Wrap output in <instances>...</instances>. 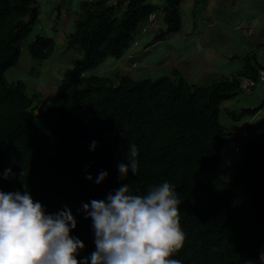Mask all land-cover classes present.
Instances as JSON below:
<instances>
[{"label":"trees","instance_id":"1","mask_svg":"<svg viewBox=\"0 0 264 264\" xmlns=\"http://www.w3.org/2000/svg\"><path fill=\"white\" fill-rule=\"evenodd\" d=\"M183 1L83 0L65 35L66 49L77 48L82 56L63 72L45 109L36 112L26 84L8 81L5 72L19 61L39 17L38 1L0 0V190L29 191L46 214L70 209L76 220L70 234L85 245L78 260L95 251L84 204L106 200L123 184L131 194L146 195L168 181L181 200L185 233L184 246L171 258L182 264H261L264 129L235 147L241 159L229 179L219 165L225 137L233 133L220 121L222 104L262 81L264 66L248 55L231 77L207 85L190 83L177 69L138 79L120 70L85 74L107 57H125L131 65L129 50L151 17L158 26L147 46L179 32ZM55 49V36L37 35L27 44L33 59H48ZM263 106L264 98L254 107L223 109L241 121ZM130 144L138 149L137 172L129 169L121 179L118 165L129 164ZM102 171L108 175L97 184Z\"/></svg>","mask_w":264,"mask_h":264},{"label":"clouds","instance_id":"2","mask_svg":"<svg viewBox=\"0 0 264 264\" xmlns=\"http://www.w3.org/2000/svg\"><path fill=\"white\" fill-rule=\"evenodd\" d=\"M137 155L136 145L130 144L129 164L118 165L121 179L129 169L136 174ZM10 173V168L5 170L4 178ZM107 175L102 171L96 183ZM180 203L176 187L165 181L146 195L131 194L123 184L106 200L84 204L92 220L95 251L78 260L85 245L70 234L76 228L70 209L46 214L29 191L0 190V264H182L171 258L185 242ZM259 259L264 264V251Z\"/></svg>","mask_w":264,"mask_h":264},{"label":"crops","instance_id":"3","mask_svg":"<svg viewBox=\"0 0 264 264\" xmlns=\"http://www.w3.org/2000/svg\"><path fill=\"white\" fill-rule=\"evenodd\" d=\"M73 1L77 3L76 15H78L83 0ZM201 2L206 5L205 8L212 6L209 11L210 17L206 18L209 21L208 27L200 30L201 32H196L195 23H191L190 20L188 21L189 28L187 26V29L182 32L179 42L168 43L163 40L147 46V42L154 35V29L158 26L156 18L151 17L150 28H144V31L140 33V38L137 39V45L129 50L134 57L131 65L124 57L122 62L121 59L117 62L114 60L111 70L116 71L122 67L123 70L130 71L138 64L142 65L144 70L147 67L150 72L158 69L159 72L164 73L166 70L177 69L190 83L207 85L222 76L231 77L242 67L243 58L248 55H253L252 63L258 62L264 66V56L261 57V54L264 55V0H192L191 3L195 6ZM219 2L223 3V8H219ZM60 4L55 0L50 2L49 10L51 14L53 10H57L56 18L61 17V26L68 29L77 16L72 19L68 13H63ZM49 20H52L51 16ZM213 28L215 37L205 38ZM68 30L70 32L73 28ZM192 33L197 37L193 38L191 43H187V38ZM144 37L147 39L142 42ZM63 47L66 48V46ZM239 61L242 62L241 65ZM235 67L238 69L234 71ZM200 73L204 76H200ZM261 80L255 92L264 94V77ZM242 120L243 130L245 128L252 130L259 128L260 130L264 127V106L255 115ZM241 134L246 133L242 131Z\"/></svg>","mask_w":264,"mask_h":264},{"label":"rangeland","instance_id":"4","mask_svg":"<svg viewBox=\"0 0 264 264\" xmlns=\"http://www.w3.org/2000/svg\"><path fill=\"white\" fill-rule=\"evenodd\" d=\"M38 8H39V18L35 23L32 31L27 35L23 42V46L21 48V55L17 65L10 67L5 72V78L8 81H15L21 79L26 84L27 94L30 96L32 106L36 107V112H41L45 109V107L49 104L50 98L53 95L56 87L58 86L60 80L62 79L63 72L72 66V63L75 59L80 58L82 56L81 52L77 48L66 49L63 46H66V34L69 33V30H72L74 23L68 29H64L61 26V17L58 19L57 10H53L52 14L49 10V3L54 0H37ZM56 3H61V10L63 13H68L72 19L78 15H76L78 9L76 8V4L73 0H55ZM59 1V2H58ZM151 3H160L161 0H149ZM192 0H184L181 4V13L184 19V24L180 32L175 34L167 35L165 41L168 43L179 42L181 40V34L183 31L187 29L188 21L191 20V23H195V31L201 32L200 30H204L209 26V21L206 20L207 17H210L211 7L205 8L206 5L203 2L198 3L194 6V3H191ZM191 3V4H190ZM190 4V5H188ZM204 5V6H203ZM219 8H223V3H218ZM216 14V12H215ZM51 16L52 20H49ZM158 16V14H157ZM75 20V18H74ZM73 20V22H74ZM57 22V23H56ZM215 23V22H213ZM219 23V22H218ZM216 24V23H215ZM161 26V23L159 22ZM163 25V24H162ZM164 26V25H163ZM58 27V28H57ZM147 29L150 28L149 24L145 26ZM56 28L58 30H56ZM189 28V26H188ZM220 28V27H219ZM213 29H211L210 33L205 36V38H213L215 37V33H213ZM195 32V33H196ZM37 35L42 36H55L56 38V49L54 53L48 59H33L31 58L28 50L27 44L35 39ZM147 35V34H146ZM149 35V33H148ZM197 37L194 33L187 38L188 42L191 43L193 38ZM147 39L144 37L143 41ZM236 49V48H235ZM237 50V49H236ZM238 51V50H237ZM241 55V54H240ZM264 56L261 54V57ZM116 59L112 57L105 58L99 65L96 67L89 69L85 72L87 76L90 75H109L111 74V68L114 64L113 61ZM121 58V62H122ZM242 61V60H241ZM241 61H239L241 65ZM238 63V64H239ZM236 65V64H235ZM197 68V67H196ZM198 69V68H197ZM238 69V67L234 68V71ZM119 72L122 74L127 70H123L122 67L119 68ZM143 69V66L138 64L136 68H131L130 73L138 78H156L157 76H161L164 73L159 72L160 70L155 69L153 72H150ZM138 72V73H136ZM204 74V72L202 73ZM200 73V76H204ZM258 85L254 88L246 87V92L243 91L239 93L236 98L226 101L222 104V110L220 114V121L226 125L227 129L232 130L231 135H227L225 137L224 145L222 148V161L219 165V171L225 173V178L229 179L238 162L241 159V151L240 149L236 150L235 146L240 147L242 143L253 133L260 132L264 129V127L259 128L257 130L252 129H244L242 121H233L231 117H229L226 112H224V107H229L231 109L239 110L242 107H254L258 105L264 94H259L258 91L255 92ZM246 133L244 136L241 132ZM52 148L54 147V140L50 137V144ZM227 160H230V164L227 165Z\"/></svg>","mask_w":264,"mask_h":264},{"label":"built area","instance_id":"5","mask_svg":"<svg viewBox=\"0 0 264 264\" xmlns=\"http://www.w3.org/2000/svg\"><path fill=\"white\" fill-rule=\"evenodd\" d=\"M260 76H261L260 78L263 79V77H264V71H260Z\"/></svg>","mask_w":264,"mask_h":264}]
</instances>
